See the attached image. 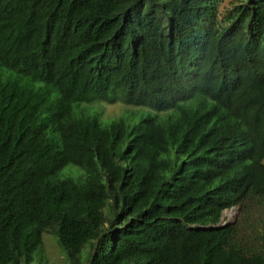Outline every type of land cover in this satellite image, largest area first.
<instances>
[{"label":"trees","instance_id":"16d2710c","mask_svg":"<svg viewBox=\"0 0 264 264\" xmlns=\"http://www.w3.org/2000/svg\"><path fill=\"white\" fill-rule=\"evenodd\" d=\"M219 5L0 0V264H264V0Z\"/></svg>","mask_w":264,"mask_h":264},{"label":"rangeland","instance_id":"374dc122","mask_svg":"<svg viewBox=\"0 0 264 264\" xmlns=\"http://www.w3.org/2000/svg\"><path fill=\"white\" fill-rule=\"evenodd\" d=\"M243 0H220L219 11L221 15L231 9L234 5ZM76 114L86 112L87 114L96 115L101 122L108 123L111 121L123 120L129 126L138 123L140 119L146 115L155 114L154 111L147 108H137L132 106L122 107L121 104L111 106H101L100 104L86 105L79 104L75 107ZM103 115V116H102ZM240 218L238 208L225 210L222 215V225L235 223ZM43 245L40 253L36 255V262L33 264H68L67 259L61 252V249L56 243L54 236L50 232L43 233Z\"/></svg>","mask_w":264,"mask_h":264},{"label":"clouds","instance_id":"9594fccd","mask_svg":"<svg viewBox=\"0 0 264 264\" xmlns=\"http://www.w3.org/2000/svg\"><path fill=\"white\" fill-rule=\"evenodd\" d=\"M114 105V104H113ZM107 106H111V105H107ZM103 116V115H102Z\"/></svg>","mask_w":264,"mask_h":264}]
</instances>
